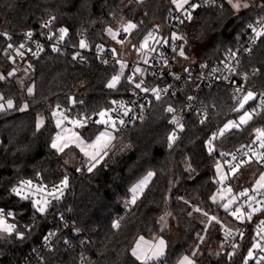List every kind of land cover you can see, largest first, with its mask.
<instances>
[{
	"label": "trees",
	"instance_id": "1",
	"mask_svg": "<svg viewBox=\"0 0 264 264\" xmlns=\"http://www.w3.org/2000/svg\"><path fill=\"white\" fill-rule=\"evenodd\" d=\"M170 2L0 0V30L31 32L38 36L52 32L58 37L61 36L59 30L65 28L66 43L71 47L79 48L84 41L95 49L108 47L107 31L125 20L136 25L131 40L140 44L152 27L167 28L174 9ZM263 15L264 5L238 12L226 0H212L211 5L197 10L193 20L181 25L186 58L180 61L192 62L189 55L193 45L212 37L198 62L209 66L220 62L229 50L238 47L239 38L247 27ZM19 42L0 35V77H3L0 102L13 101L12 108L6 105L0 110V208L15 211L17 229L25 234V239H17L15 233L1 236L0 264H26L30 253L57 225L53 224L51 216L41 215L29 202L14 197L11 189L15 183L22 179H40L55 184L65 175L77 177V170L67 172L63 156L51 146L57 132L55 112L69 108L88 116L109 110L119 100L130 98L133 92L126 81H119L115 88L107 86L117 74L116 67H103L94 56H89V65H82L74 60V50L58 52L51 45L33 59L32 79L22 87L16 75H8L13 65L6 53V50L21 48ZM254 68L260 73L253 76L250 83L264 89V36L250 54L243 56L242 72ZM80 81L84 85L77 88ZM30 84L34 87L31 94L28 93ZM169 100L155 101L148 117L127 129L104 160L82 177L73 205L75 229L61 232L52 250L36 264H142L132 255L135 242L138 237L153 235L167 238L170 253L158 262L146 264H173L192 249L201 248L208 238L212 244L221 242L220 236L206 231L202 223L205 211L221 208L212 199L220 187L216 174L218 161L209 154L207 141L218 126L238 120L246 109L239 110L240 105L233 101L230 88L218 87L203 93L201 100L214 107L210 121L202 123L192 114L179 128L170 146L169 136L174 130L167 124L163 110ZM176 104L180 105L181 101ZM24 105L27 108L20 111ZM40 117L43 124L38 129ZM257 129L264 130V109L247 124H242L240 130L232 129L225 135L219 142L220 149L230 152L247 145L257 136ZM149 172L154 173L152 181L129 210L132 186ZM247 183L253 184L251 180ZM67 206L65 201L49 213L67 209ZM168 215H173L186 229L178 239L182 244H175V238L162 227L160 218ZM120 218L119 227H113ZM253 245L254 235L249 230L235 249L232 261L228 262L222 251L218 257L206 254L195 264H245Z\"/></svg>",
	"mask_w": 264,
	"mask_h": 264
},
{
	"label": "built area",
	"instance_id": "2",
	"mask_svg": "<svg viewBox=\"0 0 264 264\" xmlns=\"http://www.w3.org/2000/svg\"><path fill=\"white\" fill-rule=\"evenodd\" d=\"M190 4H197L199 7L192 9ZM211 4L212 0H190L189 4L181 10L174 7L166 29H163L161 26L152 27L149 31L152 36L147 40V45L140 48L139 53L137 49L140 44L145 43V38L148 37L149 33L138 46H131L130 50L138 53L137 58L128 57L125 53L126 44L131 39V31L125 32L124 28L119 29L118 39L123 46L117 53L107 46H98L95 49H91L89 46L85 48L71 47L66 43L65 36L61 39L60 36L56 37L52 32L42 36L32 33L31 37H29L27 35L29 32L13 33L0 30V35L9 37L12 42L20 40L19 45H23V47H21L23 53L32 59L39 57L47 46L51 45L52 48L57 49L56 51L58 52H68L70 49L74 50V60L82 65H89V56H94L101 66L116 67V76L120 77L119 81H126L131 86L133 92L130 98L119 100L109 109V115L106 116L107 119L111 118L116 122L115 142L127 131V129L148 117L155 101L157 102L165 99H170L163 108L166 114V122L173 128L175 135H177L179 128L194 113L203 123L210 121L214 107L208 106L205 101L201 100V95L203 93H209L218 87L230 88L233 93V101L237 104H239L243 96L246 95L247 91L250 90L254 92L256 94L255 100L251 102V106L249 105L246 108L249 109V112L253 113L252 117H257L259 111L264 109V104H262V101H264V89L254 87L250 83L252 77L259 74L260 70L254 68L250 72L243 73L241 69L243 56L245 54H250L262 37H256L255 32L252 28H249V26L240 36L238 47L229 50L220 62H216L209 66L206 63L198 61L190 63L180 61L181 58L186 57V55L181 57L179 55L183 39L181 25L185 21L193 20L196 17L198 9ZM189 12L191 13V19L187 18ZM262 22H264V15L261 19L257 20L256 23L251 25L253 28L259 30ZM174 34L182 39H173ZM121 64L124 65L123 68H121ZM137 66L141 67L142 70L136 71ZM230 68L234 69V71H229ZM136 84H141V88H136ZM143 88H147L149 91H142ZM151 89L159 90L160 99L156 98V94H154ZM237 89L240 90L237 91ZM190 97L191 99H189ZM178 100L181 101L180 105L176 104ZM169 107H172L174 111H167ZM60 110L64 119L74 127L79 126L74 125L72 121H82L85 122L84 125H97L96 121L100 120L99 113L101 111L83 116L69 108H61ZM126 111L127 115H125ZM174 118L179 122L178 124L173 122ZM121 120L124 121L122 125L120 124ZM235 121L239 124V119ZM222 128L223 127L218 126L208 138V141L211 140V147L213 149L209 152L207 141L209 154L217 161L221 160L229 173H232L231 169L233 165H241L233 177L220 186L223 192H230L229 189H231V192L237 197L236 204L228 211L229 219L236 224L237 227H229L224 224L220 228L223 252L225 253L226 260L230 262L234 257L235 249L241 245L249 230L253 232L254 244L259 242L264 246V224L261 223L264 221V212H257L253 214L251 220L245 219L243 222L231 215V211L235 210L237 207L243 206V210H247V204L249 203L248 197H255L256 200L264 201V189H260L259 192H254L252 191V189H254L253 184L250 186L247 181L238 183V179L239 177H243V169L246 167L255 165L256 167L264 168V163L259 162L257 156L253 155V153H264V148L260 147V142L256 136L247 145L238 147L233 151L221 150L219 145L220 140L231 132L232 129L240 130L241 125L238 128L230 129L221 136L219 135V130ZM213 136H215V139H213ZM233 157H235V159ZM242 161L249 162L241 163ZM89 165V160L85 158L81 159L79 165L81 173H77L78 182L89 172ZM65 179H67L68 182L66 187L62 184ZM24 181H31V186L24 187L22 184ZM77 184L78 183L74 184L73 178L69 175H65L61 182L55 184H47L40 179H22L15 183L14 187H23L24 193L29 195V200L25 201L29 202L31 206L32 200L47 199L51 201L48 211L41 215H49L54 219L53 224L57 223L55 226L56 228L45 236L48 237V239L46 240L44 237L41 245L30 253V257L26 264H36L41 261L43 255L51 251L54 244L59 241L61 232L75 229L73 205ZM37 188L42 189V191H37ZM244 190H248V196L240 195ZM12 195L21 199L14 194ZM55 197H59V199ZM65 201L68 202L67 209L61 208L55 213H49L53 208L57 206L61 207ZM253 204L255 206L254 202ZM133 207L134 204L131 202V204L128 205V209L130 210ZM0 209H3L5 213L12 212L14 218H6L9 223H14L17 226L15 211L7 210L3 207ZM125 215L126 213L123 217H125ZM210 217H216V220L210 222ZM122 218L118 219L116 222H119ZM217 221L220 222L218 212L213 210L209 211L206 215L207 227ZM241 233H243L242 236ZM259 252V250H254L256 256ZM246 259L247 258H245V260ZM247 264H255L254 259H247Z\"/></svg>",
	"mask_w": 264,
	"mask_h": 264
},
{
	"label": "rangeland",
	"instance_id": "3",
	"mask_svg": "<svg viewBox=\"0 0 264 264\" xmlns=\"http://www.w3.org/2000/svg\"><path fill=\"white\" fill-rule=\"evenodd\" d=\"M253 1H254V3L251 4V2H253ZM189 2H190V0H189ZM189 2L187 4H183V7H178L177 6L178 4L182 3V0H177L176 3H173V0H171L170 3L176 9L181 10V9L185 8L189 4ZM233 2H235V0H233ZM244 2H247L249 7L250 6H262V5H264V0H241V3H244ZM249 7H247V8L241 7L238 12H243L246 9H248ZM128 23L129 22H127L125 20H121L114 28L111 29L112 33L115 34V38H113V35L109 33V30L107 31L108 35H109V39L107 40L108 48H110L115 53H117V51L120 50L121 47L123 46V44L118 39L119 29L124 28ZM132 30H130V31L132 32ZM211 38L209 40H205L203 42H198V43H195L193 45L192 50H191L190 55H189V59L192 62H197V61L201 60V58L203 56V51L211 43ZM133 45L134 46H138L139 44H134V42L130 39V41H128L127 44H126L125 53H126V55L128 57L137 58L138 57V53L140 51V48H142L141 45H143V43L139 45V47L137 49L138 53L137 52H132L130 50L131 46H133ZM6 53H8V59L10 60V62L13 65L12 69L9 71V73H12V74L9 75V73H8V75L10 77L13 76V75H16V78H17L19 84L22 87L27 86L30 83V81L32 79V75H33V73H32L33 59L29 58L28 56H26L23 53L21 48H16L14 51L6 50ZM18 53H22V55H20ZM185 55H186V53H185ZM137 69H139L140 71L142 70V68L139 67V66L136 67V70ZM83 85H84V82L80 81V82H78L76 84V87L77 88H81ZM29 88L32 89V93H33L34 87H33L32 84H30L28 86V89ZM0 104H3L4 108L7 105V104H4L3 102H0ZM245 111H249V109H246ZM101 112H107V114L109 115V110H102ZM105 119H107V118L105 117ZM58 120L62 121V123H61V125L59 127H57V121ZM40 121L43 122V118L42 117L39 118V122ZM55 123H56V127H57V132L54 135L53 140L56 138L57 134H60V136L63 139H67L69 141V146L66 147L63 152H58L55 149L58 153H60L63 156L66 170L69 173H72L74 170L78 171L79 165H80V161H81L82 158H85V159L89 160V158L87 156H85L84 152L81 151V148L78 147L76 143H72L71 142L74 139L73 134L78 135L85 142L84 143V147H85V150L88 151V152H93L94 149H92L90 147H87V145H90L93 141H95L96 137L101 132L106 130V127H107V130L112 132L113 135L115 136V139L111 141L110 145L106 149L107 153L113 147V145L115 143V140H116L115 129H112L110 126H106V125H104L102 123H97V125H102V126L95 127V126H91V125L85 124L86 126L82 127V128L74 127L68 121H66L64 119L63 114H62L60 109H58L55 112ZM92 127H94V128H92ZM63 139L60 141L61 143L63 142ZM53 140H52V142H53ZM99 164H97V165H99ZM217 164L220 165V171L219 172L217 171V167H216L217 182L221 186L223 183L229 181V179L231 177H233L234 174H233V172L229 173L225 169V165H224V163L221 160L218 161ZM261 174H264V170L261 171V169L259 167H256L255 165H250V166L246 167L245 169H243V177H239L238 183H243V182H246V181L248 182V181L251 180L253 182V187L255 188L256 187V181L259 179ZM221 176L224 177L223 180H221ZM153 177H154V173H153V175L150 178H148V174H147L140 181H138L137 183H135V185L132 186V188H131V200L133 199V195H134L132 189L135 188L137 185H139L143 180H145V178H148V183L144 187L143 191L135 193V195L137 196V199H138V196L141 195L144 192V190L147 188V186L152 181ZM73 180H74V184L78 183L77 177L74 178ZM215 197H216L215 202L220 204L221 208L217 207L213 211L218 212L220 222L213 223L212 225L207 227L205 213H208L209 211H211V210H209V211H205L204 212L202 223L206 227V231H210V232L216 233L217 235L220 236V239H221L222 236H221V233H220V228L222 227V225L225 224V225H227L229 227H237V225L234 224L228 217V211H230L233 208V206L236 204L237 197L231 191L230 192H223L220 187L217 190V193H216ZM233 198H235V203H233L231 205L230 210L226 211L225 208L223 207V205L228 203L229 200H231ZM164 218H165L164 221H161L162 227L164 229L168 230L170 237L175 238V242H176L175 244H177V243L178 244H182V241H179L178 239H180L181 236L184 235V231L186 230L185 227L182 226L179 223V221L173 215L164 216ZM119 223H120V221H119ZM1 236H7V234L6 233H0V237ZM141 237H143V241L141 242V247L145 251H148L150 249V246L156 244L158 242V240L161 239V238L165 241V244H166V248H165L163 257H161L158 260H156V259H148L146 261V263L158 262L162 258H164V257L169 255L170 252H169L168 240L164 236L153 235L151 237H144V236H141ZM141 237L137 238V240L135 242V246H136L137 242L140 241ZM135 246H134V248H135ZM251 250L253 251V257L251 259H254L255 264H257V261H260V264H263L264 261L261 260V257H264V252H262L259 248H253V247H252ZM254 250H257V251L259 250L260 251L257 256L255 255ZM222 251H223V248H222V243L221 242L218 243V244H214V243L212 244L211 240L208 238V239L204 240V244H203V246H201V248L197 247L194 250L192 249V251H190V253L185 254L184 256L179 258L177 261H175L173 264H180L181 260L185 256L189 257L190 259L194 260L195 262L197 260H201L206 254H209V255L214 256V257H218L219 254ZM193 253H195L194 256H193Z\"/></svg>",
	"mask_w": 264,
	"mask_h": 264
},
{
	"label": "snow or ice",
	"instance_id": "4",
	"mask_svg": "<svg viewBox=\"0 0 264 264\" xmlns=\"http://www.w3.org/2000/svg\"><path fill=\"white\" fill-rule=\"evenodd\" d=\"M177 0H173V3H176ZM189 2V0H182V3L178 4V7H183V4H187ZM228 3L231 4V6L236 9L237 11L240 10L241 7L247 8L249 7L247 2L241 3V0H235V2H233V0H228ZM190 7L192 9H195L197 7H199V5L197 4H190ZM221 7H223L221 5ZM187 18L191 19V13L189 12L187 14ZM136 28V25L129 22L125 27H124V31L125 32H129L130 30ZM249 28H252V30L255 32L256 37H260V36H264V22H262L261 24V28L259 30H257L256 28H253L252 25H249ZM61 36L60 38L63 39V37L67 34V29L65 28H61L60 30ZM109 33L113 35V38H115V34L112 33V30L109 29ZM27 35L29 37H31L32 33L29 32L27 33ZM152 34L149 33L148 37L145 38V43L143 45H141V47H145L147 45V40L149 38H151ZM173 39H182L181 37H177L173 36ZM9 47H11V45H9ZM21 47H23V45H21ZM80 47L81 48H85L87 47V44L84 41L80 42ZM54 51H56L57 49H53ZM250 51V49H249ZM20 55H22V53H18ZM180 56H184V50L181 47V50L179 52ZM186 58V57H185ZM124 65L121 64V68H123ZM136 71H140L139 69H137ZM229 71H234V69H229ZM12 73H9V75H11ZM3 77H0V79H2ZM131 79V78H130ZM120 77L119 76H113L111 81L108 83V87L109 88H115L116 85L119 83ZM136 88H141V84H136L135 85ZM240 89H237V91H239ZM142 91H149V89L147 88H143ZM151 91L156 94V98L160 99V95H159V90L158 89H151ZM29 94L32 93V89L29 88L28 89ZM256 94L252 91H247L246 95L243 96L242 100L239 102L240 105V109L244 108V105L248 103L249 100L255 99ZM0 99H3L2 97H0ZM191 99V97L189 98ZM262 104H264V101H262ZM7 106L8 108H12L13 107V101L12 100H8L7 101ZM4 105L0 104V110H3ZM27 108V105H24L23 107H21L19 110L20 111H24ZM167 111L169 112H173L174 109L172 107H169L167 109ZM254 111V110H253ZM107 112H100L99 116H100V120L96 121V123H102L106 126H110L112 129H116V122L114 120H112L111 118L105 119V117L107 116ZM125 115H127V111L125 112ZM252 112L249 111H244V113L240 116L239 118V124L236 121H228V123H226L224 125V127L222 129L219 130V135H224L225 132L229 131L232 128H238L240 125L242 124H247L249 120L252 119ZM174 123H179L175 118L173 120ZM203 123V121H201ZM43 122L40 121L37 124V128L39 129V127L41 126ZM62 121L58 120L57 121V127H59L61 125ZM72 123L76 126L79 127H83L85 122L82 121H72ZM124 123L123 120L120 121V124L122 125ZM182 127V126H181ZM74 139L71 141L72 143H76L78 147L81 148V151L84 152L85 156H87L89 158V168L88 171L91 172L97 164H99L105 156H107V151L106 149L108 148V146L110 145L111 141L115 139V136L113 135L112 132L106 130L101 132L95 139V141H93L90 145H87V147H90L92 149H94L93 152H88L85 150L84 147V141L76 134H73ZM176 135L175 133H173L172 135L169 136V143L171 146V143L175 141L176 139ZM63 138L60 136V134H57L56 138L53 140L52 142V147L54 149H56L58 152H63L64 149L66 147L69 146V141L67 139H63V142L61 143L60 141ZM213 139H215V136H213ZM257 139L260 142V147L264 148V130H260L257 129ZM208 146H209V152H211L213 149L211 147V140L208 141ZM253 155L257 156V160L261 163H264V153L261 154H256L253 153ZM235 159V157H233ZM249 161H242L241 163H247ZM241 165L240 164H236L232 166L231 171L233 172V174H235V172L239 169ZM217 171H220V165L217 164ZM153 175V173L149 172L148 173V178H150ZM148 178H145V180H143L139 185H137L135 188L132 189L134 195H133V199H132V203L136 202L137 196L135 195V193L137 192H142L144 187L147 185L148 183ZM224 177L221 176V180H223ZM31 181H24L22 182L24 187H30L31 186ZM67 179H65L62 184L63 186H67ZM260 189H264V174H261L259 179L256 181V187L254 189H252V191L254 192H259ZM37 191H42V189L37 188ZM229 191H231V189H229ZM11 193L14 194L15 196L20 197L23 200H29V195L24 193V189L23 187H13L11 189ZM54 195V194H53ZM61 195H62V190H61ZM240 195L242 196H248V190H244L243 192L240 193ZM56 199H59V197H55ZM213 201L216 200V197L213 196L212 197ZM249 203L247 204V210H243V206L241 207H237L235 208V210L231 211V215L233 217H235L237 220L243 222L245 219L247 220H251L253 214L257 213V212H264V201H260V200H256L255 197H248ZM253 202L255 203V206L253 204ZM32 207L35 209L36 212L40 213V214H44L48 211V208L51 204V201L47 200V199H37V200H32ZM235 203V198L229 200L228 203L224 204L223 207L225 208L226 211L230 210L231 205ZM195 211L199 212L201 211V209L199 208H195ZM191 215V213H190ZM205 215H207V213H205ZM6 217H13L14 218V214L12 212H8L5 213L3 209H0V233H6L8 236H11L13 233H15V236L17 239L19 240H24L25 239V234L21 231H19L17 229L16 224L14 223H9ZM161 221H164V217L162 216ZM212 220H216V217H210L209 221L211 222ZM219 221H217L218 223ZM262 224H264V221L261 222ZM113 227L118 228L119 227V222H116L113 224ZM51 235V234H50ZM243 235V233H241V236ZM45 239L47 240L48 237H45ZM203 238L201 237V240ZM143 241V237L140 238V241L137 242L135 248H133L132 250V255L137 259L140 260L142 262V264H146V261L148 259H160L161 257L164 256V251L166 248V244L165 241L161 238L158 240V242L152 246H150V249L148 251H145L142 249L141 247V242ZM253 248H259L262 252H264V246H262L259 242L255 243L253 245ZM195 255V253H193V256ZM253 257V251L249 250L248 251V255H247V259H251ZM247 259L245 260V264H247ZM261 260L264 261V257H261ZM180 264H195V261L190 259L189 257L185 256ZM257 264H260V261H257Z\"/></svg>",
	"mask_w": 264,
	"mask_h": 264
},
{
	"label": "water",
	"instance_id": "5",
	"mask_svg": "<svg viewBox=\"0 0 264 264\" xmlns=\"http://www.w3.org/2000/svg\"><path fill=\"white\" fill-rule=\"evenodd\" d=\"M254 100H255V99L249 100L248 103L244 105V108H243V109H246V108L249 106V104H250L251 102H253ZM243 109H240V108H239V110H243ZM77 173L80 174V173H81V170L79 169V170L77 171Z\"/></svg>",
	"mask_w": 264,
	"mask_h": 264
},
{
	"label": "crops",
	"instance_id": "6",
	"mask_svg": "<svg viewBox=\"0 0 264 264\" xmlns=\"http://www.w3.org/2000/svg\"><path fill=\"white\" fill-rule=\"evenodd\" d=\"M226 1H227V0H226ZM227 2H228V1H227ZM249 3H250V2H249ZM252 3H254V1H253V2H251V4H252Z\"/></svg>",
	"mask_w": 264,
	"mask_h": 264
}]
</instances>
